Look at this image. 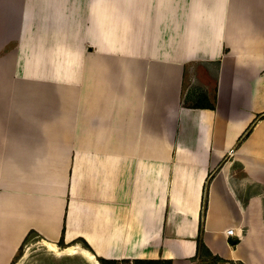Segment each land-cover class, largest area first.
Returning a JSON list of instances; mask_svg holds the SVG:
<instances>
[{
  "label": "crops",
  "instance_id": "crops-1",
  "mask_svg": "<svg viewBox=\"0 0 264 264\" xmlns=\"http://www.w3.org/2000/svg\"><path fill=\"white\" fill-rule=\"evenodd\" d=\"M30 231L264 264V0H0V264Z\"/></svg>",
  "mask_w": 264,
  "mask_h": 264
},
{
  "label": "rangeland",
  "instance_id": "rangeland-1",
  "mask_svg": "<svg viewBox=\"0 0 264 264\" xmlns=\"http://www.w3.org/2000/svg\"><path fill=\"white\" fill-rule=\"evenodd\" d=\"M45 247L44 243L42 245L40 237L37 235H31L30 238L22 244V247L19 249L18 254L14 258L13 264H90L85 258L78 254H61L62 252H54L46 247L48 249L47 250ZM114 264L139 263L123 260Z\"/></svg>",
  "mask_w": 264,
  "mask_h": 264
},
{
  "label": "trees",
  "instance_id": "trees-1",
  "mask_svg": "<svg viewBox=\"0 0 264 264\" xmlns=\"http://www.w3.org/2000/svg\"><path fill=\"white\" fill-rule=\"evenodd\" d=\"M203 207H204V204H203ZM202 219H203V214H201V217H200V228H199V231H201ZM31 235H36V234L33 233V231H30L27 234V236L25 237L24 242L27 239H29ZM82 243H83L84 247L90 249L89 245L86 242L83 241ZM59 244L60 245L63 244V240L62 239L60 240ZM201 246H202V244H201V241H200V237L198 236V239H197V251H199ZM21 247H22V245L20 246V248ZM97 259L100 262V264H114V263L118 262L116 260H106V259L99 258V257ZM124 261H127V260H124ZM133 262H136V263H139V264H172V261L170 259H139V260H134ZM11 264H13V262Z\"/></svg>",
  "mask_w": 264,
  "mask_h": 264
},
{
  "label": "bare ground",
  "instance_id": "bare-ground-1",
  "mask_svg": "<svg viewBox=\"0 0 264 264\" xmlns=\"http://www.w3.org/2000/svg\"><path fill=\"white\" fill-rule=\"evenodd\" d=\"M45 246L54 252H57L58 249L56 247V245L50 243V242H44ZM62 253H66V254H80L82 255L90 264H100V262L96 259V257L93 255V253H91L90 251H88L87 249L80 247V246H76V245H71L68 246L67 248H65L64 250H59Z\"/></svg>",
  "mask_w": 264,
  "mask_h": 264
},
{
  "label": "built area",
  "instance_id": "built-area-1",
  "mask_svg": "<svg viewBox=\"0 0 264 264\" xmlns=\"http://www.w3.org/2000/svg\"><path fill=\"white\" fill-rule=\"evenodd\" d=\"M227 234L230 235V236H233L234 235L233 234V229L232 228L228 229L227 230Z\"/></svg>",
  "mask_w": 264,
  "mask_h": 264
}]
</instances>
